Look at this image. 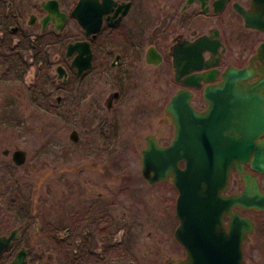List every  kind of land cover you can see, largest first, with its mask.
<instances>
[{
  "label": "flooded vegetation",
  "instance_id": "1",
  "mask_svg": "<svg viewBox=\"0 0 264 264\" xmlns=\"http://www.w3.org/2000/svg\"><path fill=\"white\" fill-rule=\"evenodd\" d=\"M12 1L14 2H7V8L13 7ZM41 1L43 0L32 7L41 13L40 16L30 13L36 16L35 23L40 25L38 34L66 33L69 37L67 44L86 40L91 48V66L80 74L73 65L76 52L65 56L66 62L63 65L66 80H59L55 75L52 87L57 94L51 106L56 117H66L71 126L69 131L78 132V141H69L71 145L81 143V134L75 126L82 128L85 135L80 151L82 150L83 155L88 148L95 154L94 162L91 161L95 164L92 171L102 169L111 159L102 152L105 150V139L114 134L110 130L125 129L122 123L125 115H147L144 125L149 123V115L153 116L157 112L156 104L153 101L145 112L141 107L146 106L145 102L156 94L157 87L162 95L166 93L164 102L158 106V112L161 111L162 116L158 119V128L144 135L143 144L147 136L161 145L170 142L174 125L171 114L165 111V105L176 91L188 90L190 103L195 109L201 110L207 105L203 98L204 86L219 82L221 74L228 67H251L256 74L249 81L256 80L261 75L259 72L264 65V55L260 56L257 48L264 42V30L247 27L238 10L257 18L264 5L253 0H111L112 10L102 14L99 30L88 36L78 19L70 14L77 0L67 9L63 0H58L60 8L67 15L65 23L58 30L55 22H49L42 29L40 19L45 12ZM71 22L75 28L69 26ZM15 25L20 26V22L17 21ZM24 33L36 36L28 30ZM203 36L210 41L211 50H203L201 45L197 46L195 43ZM7 47L0 45V57H4L0 59V88L10 82H18L16 87L21 94L33 85L34 80L25 85L28 69L25 60H10L11 54L5 50ZM175 62L184 68L202 66L203 62L211 64L193 68L178 76ZM210 70L214 73L211 81L200 79L197 86L183 83L187 76L197 77ZM164 82H167V91L173 89L171 92H165ZM9 106L10 100L0 101V123L9 120ZM136 108L139 109L135 110ZM76 117L80 123L76 124ZM130 128L133 129V126ZM93 136L97 138H92ZM140 142L141 140L136 148ZM52 150L54 156L56 145H53ZM0 153V264H154L153 259L138 262L139 234L135 228L142 223L126 224L129 217L127 210L116 203L118 193L135 184L134 177H128L132 175L124 178V189L121 187L119 190H110L109 197L107 189L102 188L104 185L99 186V174L97 177L90 170L87 174L77 169L74 179L68 180V189L51 187L45 194L47 196L50 192V198H44L35 190L25 188L14 180L11 168L20 167L26 162L16 165L9 149H3ZM2 157L8 159L7 164ZM133 160L134 158H129V161ZM115 164L119 166L117 162ZM106 169L107 166L105 174ZM244 169L251 171L247 165ZM253 173L260 190L264 192V174ZM136 176H141L149 185L159 183L173 188L170 180L150 184L141 174L137 173ZM230 182H236V187L240 188L227 192L238 193L243 189L235 169L230 172ZM82 186L87 187L82 190L86 193L82 204L79 203L81 200L76 203L71 199L59 201L60 191V194H75ZM234 209L252 220L254 229L249 237L250 241L258 224L252 218V213L262 215L264 210L241 207ZM260 219L264 225V215ZM113 230L121 233L119 239H114ZM147 238L152 245L158 242L150 234ZM6 239H9L8 244L3 245ZM149 253L150 249L144 258ZM183 257L182 248L181 254L167 255L163 264H177V260Z\"/></svg>",
  "mask_w": 264,
  "mask_h": 264
},
{
  "label": "water",
  "instance_id": "2",
  "mask_svg": "<svg viewBox=\"0 0 264 264\" xmlns=\"http://www.w3.org/2000/svg\"><path fill=\"white\" fill-rule=\"evenodd\" d=\"M253 1L264 5V0ZM111 4V0H78L71 15L78 19L88 36L99 30L102 14L112 10ZM41 6L46 11L40 19L42 29L49 21H56V29L61 28L66 13L60 10L58 1H42ZM262 14L252 23L253 18L243 13L247 25L264 28ZM35 20L32 14L28 22ZM209 44L206 37L197 40V46L203 49L210 48ZM257 50L260 56L264 55V43ZM73 51L76 52L73 65L80 74L91 66L89 42L68 43L66 55ZM176 66L178 76L191 68L179 67L177 63ZM56 71L58 78L65 79L66 71L61 65ZM260 72L259 79L248 82L253 70L227 68L220 82L205 86L203 98L208 106L202 111L190 105L188 91L176 92L165 107L175 126L171 143L160 146L153 138L146 137V146L141 152L144 175L151 182L171 176L178 190L179 224L174 236L186 253L178 264H246L242 244L253 231V222L232 209L234 206L264 209V192L259 189L255 176L244 171V164L248 163L251 169L264 173V137L260 138L264 135V65ZM213 77L210 72L189 76L184 82L198 84L199 79ZM69 139L72 143L78 141L76 130L69 133ZM12 159L17 165L23 164L25 151L14 150ZM181 160L184 168L178 167ZM232 168L240 174L244 190L223 194ZM225 216H228L227 225L223 222Z\"/></svg>",
  "mask_w": 264,
  "mask_h": 264
},
{
  "label": "rangeland",
  "instance_id": "3",
  "mask_svg": "<svg viewBox=\"0 0 264 264\" xmlns=\"http://www.w3.org/2000/svg\"><path fill=\"white\" fill-rule=\"evenodd\" d=\"M8 1L9 0H0V5L6 6ZM75 1L76 0H63V5L67 9ZM37 2H39V0H14L13 2V10H17L20 16L18 22H20L21 31L28 30L29 32H34L36 36L39 33L40 25L36 22L32 26H28L27 19L30 13H36L40 16L41 13L36 12L35 9L32 8ZM4 11L6 10L4 9ZM69 26L75 28L72 22ZM66 29L67 28H64V30ZM2 36L5 35L0 32V37L2 38ZM6 38H8V36H6ZM17 39L18 36L12 35V44L17 42ZM52 39L54 40L55 38ZM49 45L51 46H46V50L51 57L50 78L53 81L56 64L59 62L65 63L66 57L63 52L64 48L59 49L58 43L55 42L52 44L50 42ZM5 50L9 53L8 48ZM56 51L58 53H56ZM21 54L23 55V59H27L28 61L31 60V51L21 52ZM35 69L36 67L34 65L27 69L25 78L26 86L33 81ZM17 83L18 82H10L5 84L3 88H0V101L7 102L10 100L9 120L0 123V151L3 149L12 151L17 147L26 151V163L20 167L11 168V171L14 173V180H16L19 185L35 190L40 197L50 198V192L49 195L45 196L46 190L49 191L51 187L58 189L64 188L66 190L68 189L70 179H74V173L77 169H79L80 172H87V174L90 170L92 174L95 176L97 175V177L99 174V186L102 187L104 185L102 188L107 189L106 193H108L110 197V190H119V188H123L126 172H132L134 175L136 174V167H132L131 170L125 169L127 168V164H129V157L127 156L131 154L134 157L136 153L135 161L136 165H138L139 148L143 146L142 139L144 135L158 128V119L162 116L161 111L158 112V106H161V103L164 102L166 93L162 95L160 89L157 87L158 91L156 94L153 95L149 101L145 102L146 106L141 107L143 112H145V109L150 108L151 103L153 101L155 102L157 112L153 116L149 115V123L144 125L147 115H132L129 117L128 114L125 115L122 121L123 128H125L124 130H110V133L114 132V134L105 139V150L102 152L108 158L111 157V159L107 161V164H104L102 169L96 168V171H92L95 164L91 161L94 160L93 156L95 154L88 148L85 149L87 153H83V155L81 154L82 150L80 151V147L84 144L82 141L85 135L82 128L75 126L81 134V143L77 146L71 145L68 138L71 126L67 123L66 117L58 118L51 113L48 107H38L34 105L28 97L27 89L19 94L20 89L16 87ZM167 87V82H164L165 92H171L173 90L169 89L167 91ZM53 88L54 87L51 85L50 88L47 89V92H49L50 98L54 99L57 93H55V91L53 92ZM51 101L52 100H50V102ZM53 102L54 101H52V103ZM138 109L136 108L135 110ZM4 118H6V115ZM77 123H80L78 118L76 119V124ZM131 125L133 129L130 128ZM92 138L97 137L93 136ZM139 140H141L140 145L138 144L139 147L136 148ZM53 145H56V154L54 156L52 153ZM127 147H131L133 150L136 148V150L133 151L130 149V151H127V154H125V149L129 150ZM1 155L0 153V156ZM55 156H57L56 160L52 161V158ZM7 157L10 158V155H7ZM2 159H4V162L7 164L8 159L5 157H2ZM10 162L12 163L11 160ZM116 162L119 166L115 164ZM105 166H107V174L104 173ZM236 184V182H230L227 191L240 188L239 186L236 187ZM85 188L87 187L82 186L75 194H67L68 192H62L63 194H60V191L59 201L62 202L63 199H71L76 203L81 200L79 203L82 204V200L86 197V193L82 191ZM82 192L83 194H81ZM117 199L116 203L127 210L129 215L126 224L132 222L142 223L140 227H137L138 229L135 228L139 234L137 240L139 263L153 259L154 264H163L167 255L182 253L181 246L173 237V230L177 224V218L174 215L175 191L173 189L161 184H157L153 187L139 178L138 183H135L133 187L125 188L122 193H118ZM263 215L264 214L255 215L252 213V218H255L258 224L256 232L251 240L244 243V255L246 261H248L247 264H264V225L261 223L260 219ZM149 234L158 241L155 245H152L150 243L151 240L147 238ZM112 235L114 239L117 240L121 233L113 230ZM148 249H150V253L147 258H144Z\"/></svg>",
  "mask_w": 264,
  "mask_h": 264
},
{
  "label": "trees",
  "instance_id": "4",
  "mask_svg": "<svg viewBox=\"0 0 264 264\" xmlns=\"http://www.w3.org/2000/svg\"><path fill=\"white\" fill-rule=\"evenodd\" d=\"M4 9L6 11H4ZM13 9L14 7L9 9L7 8V5H0V31L3 30V35H5L2 36L3 39L0 37V45H4L5 47L7 45L9 46L8 48L11 54L10 60L12 61H22L23 55L21 54V52H27L29 50L32 52L33 58L31 60H33V63L35 64L39 63L42 67V71L39 69L40 71L38 70L36 72L33 85H30V87L27 89L28 97L34 105L52 109L50 106V95L49 92H47V89L52 85L53 81L51 80L48 73L50 56L45 46H47L50 42L52 44L56 42L59 45L63 46L68 41L69 37L66 33L62 32L56 35H49L44 33L37 34V36H35V38L31 40L30 36L25 34L24 31H21L20 29L12 32V25H14L20 18L17 10ZM12 35L18 36V41L14 44H12L11 42ZM6 36H8V38H6ZM52 38L55 39L53 40ZM3 58L4 57H0V59ZM24 60L26 68H28L30 66L29 62L26 59Z\"/></svg>",
  "mask_w": 264,
  "mask_h": 264
}]
</instances>
